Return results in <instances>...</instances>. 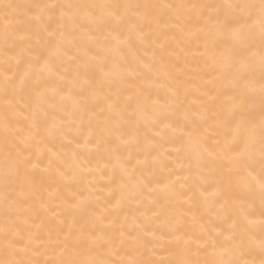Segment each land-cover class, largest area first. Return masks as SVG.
I'll return each instance as SVG.
<instances>
[{"label": "bare ground", "instance_id": "obj_1", "mask_svg": "<svg viewBox=\"0 0 264 264\" xmlns=\"http://www.w3.org/2000/svg\"><path fill=\"white\" fill-rule=\"evenodd\" d=\"M3 2L14 5L102 2L176 6L215 4L223 0ZM25 12L24 8L15 14L10 10L13 35L7 45L0 35V169L5 159L4 78H14L13 83L19 85L30 58L28 53L44 55L47 48L60 39L55 21H49L47 15L37 19L40 10L36 8L28 15ZM3 22L0 10V32ZM201 25L202 22L187 10L157 7L151 10L148 19L139 21L138 30L131 34L126 24H119L115 19H110L106 26L93 27L90 37L77 32L76 43L88 49V63L81 66L79 80L69 95L67 85L76 72L70 56L76 54V48L65 45L68 55L57 62L56 71L67 79L53 76L47 82L49 85L60 83L67 98L62 107L49 109L47 117L37 114L35 127L32 109L28 106L29 90L17 91L15 99L20 103L9 117L14 129L31 128L36 133L29 148L34 167L30 166L27 176L23 173L20 177L13 176L7 190L0 180V260L13 258L5 248L15 238L17 247L29 245L28 254L23 258L38 260L40 264L99 255L116 260L150 259L157 264L161 261L175 264L180 260H190L192 264H218L221 259L241 258L259 264L264 254L260 249L258 193H250L243 185L233 184L225 189L219 203L206 207L201 193L206 196L213 191L218 177L205 183L203 177L209 175L212 165L205 163L198 169L184 151L187 134L194 127L211 137V145L219 140L223 147L226 142L232 143L237 124H258L261 118L258 83L255 87H246L243 83L233 85L228 80L213 81L205 68V60L213 55L219 57L230 44L221 42L217 49L202 55L205 45L198 31ZM121 34L127 41L122 49L125 67L135 71L127 76L125 84L117 85L110 80L103 81L97 65L103 62L107 46L114 45ZM18 57L24 61L19 66ZM259 77L257 67L255 80ZM172 89L178 90V98ZM137 90L141 92V99L149 98L146 112L142 116L132 115L133 105L123 120L113 116L111 131L107 130L104 121L111 115L108 102L116 101L117 93L121 92L122 106L126 96ZM9 95H12L11 89ZM233 112L237 119L232 120L231 127H223V121L231 119ZM53 115L60 131L50 138L45 133V125L46 119L51 121ZM122 168L132 174L131 181L124 177L129 189L136 181L146 183L148 188L135 196L126 192L127 198L116 210V202L121 199ZM173 186L176 192L183 193L179 201L171 194ZM6 192L16 201L10 210H6ZM252 200L254 207L250 205ZM225 203L240 225L234 241L224 239V235L232 231V220L225 223L215 215ZM240 209L251 213L250 217L243 219ZM100 217H104V224L93 228L91 221ZM112 221H115V228L108 227ZM120 225L131 235L121 237ZM140 226L147 230L138 231ZM101 227L111 237V254L109 245L101 240L96 245L99 252L93 251L90 256L83 244H78V238L83 240L81 229L85 236L90 231L99 236ZM17 231L23 239L15 235ZM221 232L224 235H219ZM210 236L217 237L215 244ZM138 244L140 252L135 251ZM225 247H235L236 251L229 254ZM117 252L119 255L115 254Z\"/></svg>", "mask_w": 264, "mask_h": 264}, {"label": "snow or ice", "instance_id": "obj_2", "mask_svg": "<svg viewBox=\"0 0 264 264\" xmlns=\"http://www.w3.org/2000/svg\"><path fill=\"white\" fill-rule=\"evenodd\" d=\"M160 8L184 9L189 15H195L202 22L199 32L203 35L205 53L209 50H215L221 42L229 43L230 47L226 52L219 54V57L213 55L205 60V68L215 80H228L233 85L243 83L246 87H255L258 83L259 94L261 99V118L258 124L242 125L237 124L235 134L232 137V143L227 142L221 147L220 141L217 140L213 146L209 143L211 139L207 134H202L198 127L187 134V140L184 145L185 154L191 161L195 162L198 169L205 166V163L211 164L209 175L204 176L205 183L210 178L218 177L215 180L213 191L208 192L203 196V204L206 207H214L219 203V199L223 196L225 189H230L233 184L243 185L250 193H258L260 202V224H261V240L260 249L264 254V0H223L221 3L215 4H193V5H152L138 3H50L37 5H14L4 3L0 0V10L3 12L2 38L5 45L9 43L13 35L11 27L10 10L15 14L21 8L26 9L25 15L30 14L32 8L39 9L37 19H41L47 15L49 21H55L60 29V39L55 45L47 48L46 54L28 53L29 59L26 62V67L23 76L20 78L19 85L13 83L14 78L5 76L3 82V127H4V150L5 159L2 169H0V180L3 181L5 190L10 187L12 177H20L23 173L29 175L30 166L32 165L29 148L31 142L36 139V133L28 130L14 129L9 113L17 111V104L20 101L15 99L17 91L29 90L28 99L29 107L33 114V127H35V117L37 114H44L47 117L49 109L55 110L63 106V102L67 98L64 95V88L60 83L49 85L47 82L53 76H59L60 80H66L64 76H60L57 71V62L62 56L68 55V48L65 45L76 48V54L70 56V59L76 66V72L73 79L68 83L69 95L79 80V71L81 66H86L88 63V49L82 48L76 43V33L80 32L84 35L91 36L92 28L106 26L110 19H115L119 24H126L129 34L138 30L139 21L148 19L151 15V10ZM58 10V12H57ZM19 19V17H17ZM45 30L47 28L45 27ZM127 41L123 39L121 34L117 38L114 45H109L106 48V54L103 62L97 65L99 72L102 74L103 81H112L117 85H123L127 82V76L131 75L135 70L125 67V60L122 57L123 46ZM24 63L23 59L17 58V66ZM259 68V80H255V72ZM211 82V81H210ZM12 90V95H9V90ZM172 93L178 98V90L172 89ZM121 92L117 93L116 101H109L108 108L111 115L104 121L107 130L111 131L110 123L113 116H118L120 120L124 119V114L130 108L134 109L132 115L142 116L148 108V97L141 99V92L129 93L123 100V105L120 103ZM23 100V97H21ZM155 103V102H154ZM243 117L241 116L240 119ZM237 119V114L232 113L231 119L223 121V127H231L232 120ZM119 123V120L116 122ZM138 123V122H137ZM60 131V125L57 118L53 115L51 121H47L45 125V133L47 137L54 138ZM211 131V130H210ZM132 180V174L127 168L121 170V199L117 200L115 209L119 210L121 203L127 198V195L135 196L145 188H148L146 183L136 181L131 189L125 182L124 177ZM151 191V189H148ZM207 191V189H205ZM127 192V195H126ZM171 194L177 201L183 198V193L175 191L174 186L171 189ZM5 201L8 202L7 209L10 210L16 203L11 194L6 192ZM252 207L255 206V201H250ZM216 217L222 222L227 223L232 220V231L229 235H224L223 232L219 235H224L225 241H234L236 230L240 225L233 214L229 213L227 203L221 205L215 213ZM239 215L243 219H248L251 213L240 209ZM92 227L97 224H104V217L94 218L91 221ZM109 228H115V221L108 225ZM147 229L140 226L138 231H146ZM121 237L131 235L125 233L124 225H120L119 229ZM20 239L19 231L15 234ZM81 241L78 238V244H83L88 254L91 256L93 251L99 252L96 247L101 240L106 245H109V253L111 254L112 240L107 236L103 227L100 229V235L96 236L95 232L90 231L87 236L84 235L81 229ZM213 243L217 242V237H211ZM30 243V241H29ZM124 241H121L123 245ZM18 240L13 239L6 245L5 251L13 258L0 260V264H40L38 260L25 259L29 251V245L17 247ZM68 246L67 240L65 241ZM140 245L135 248L136 252H140ZM33 251H35L33 249ZM225 251L229 254L236 251V248H227ZM23 254V255H22ZM119 255V253H115ZM142 255V253H141ZM57 264H157L153 260H144L136 257L129 259L121 258L119 260L106 258L103 255L88 259H71L60 260ZM159 264H164L163 261ZM168 264H173L169 261ZM175 264H192L190 260L176 261ZM218 264H255L247 260L237 259H221ZM259 264H264L262 258Z\"/></svg>", "mask_w": 264, "mask_h": 264}]
</instances>
